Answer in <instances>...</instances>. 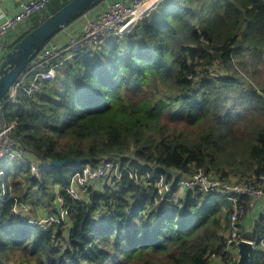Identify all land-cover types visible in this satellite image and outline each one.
I'll use <instances>...</instances> for the list:
<instances>
[{
	"label": "trees",
	"instance_id": "obj_1",
	"mask_svg": "<svg viewBox=\"0 0 264 264\" xmlns=\"http://www.w3.org/2000/svg\"><path fill=\"white\" fill-rule=\"evenodd\" d=\"M69 1L52 0L7 50ZM0 115L17 124L31 160L83 159L40 177L26 162L0 163V264L19 256L30 264H216L212 254L228 263L225 196L189 189L160 200L136 169L165 173L174 185L199 170L240 171L237 180L264 173V0H162L132 31L76 56L42 90L21 91ZM111 156L128 164L115 185L89 186L83 200L69 192L72 166ZM29 198L38 208L61 199L55 220L42 225L15 211ZM249 233L264 234V214ZM260 249L250 264H264Z\"/></svg>",
	"mask_w": 264,
	"mask_h": 264
},
{
	"label": "built area",
	"instance_id": "obj_2",
	"mask_svg": "<svg viewBox=\"0 0 264 264\" xmlns=\"http://www.w3.org/2000/svg\"><path fill=\"white\" fill-rule=\"evenodd\" d=\"M51 1H22L21 9L5 22L0 23V57L8 51L7 39L11 37L12 41H14L15 32L26 30L29 27L30 19L36 15L41 16ZM161 1L102 0L101 3L99 2L95 6L98 9L95 14H89L91 10L89 9L88 12L82 15L85 17V21L80 30H69L68 26H65L62 29L66 31L65 38L61 42L51 39L42 45L13 84L5 104L9 102L15 103L21 91L33 94L42 90L44 84L55 80L60 70L66 64L72 62L76 56L97 50L109 38L132 31ZM24 25L25 27L22 28ZM16 126L15 122H8L0 115V163L9 160L26 162L31 166L33 173L40 177L41 169H49L52 165L50 162L39 164L30 159L29 151L23 148L14 137ZM125 170H128V164H123L122 160L113 156L103 159L101 165L97 167L90 165L72 166L73 179L68 190L76 198L87 199L80 197V191L87 193L89 186L96 188L103 186L104 188L106 185H115L112 180L115 177L120 179ZM136 172H142L147 175L151 185L153 184L157 190L160 200H166L168 199L167 196H172L177 186L178 189L183 188L186 191L199 189L225 196L226 207L231 205L233 212L229 223L230 234L226 238L225 251L229 260L228 263H224L234 264L238 261L237 243L240 241L238 225L245 216L255 210L258 203L264 201V173L250 180L233 181L234 178L214 177L204 170H199L192 175H183L181 177L177 175V178L174 177L175 182H177L174 185L165 176V173L151 175L148 170H143L142 168H137ZM135 179L136 181L139 180L138 177H135ZM79 181L81 182L80 185L78 184ZM1 196L4 199L5 192ZM16 208L15 211H17ZM261 214H264V209ZM252 242L256 245L261 243L262 248H264V234L259 235Z\"/></svg>",
	"mask_w": 264,
	"mask_h": 264
},
{
	"label": "water",
	"instance_id": "obj_3",
	"mask_svg": "<svg viewBox=\"0 0 264 264\" xmlns=\"http://www.w3.org/2000/svg\"><path fill=\"white\" fill-rule=\"evenodd\" d=\"M102 0H70L62 8L47 17L40 25L27 33L15 46L0 57V106L5 104L13 84L24 71L32 56L48 40L60 32L67 24ZM143 31V27H140ZM82 158L67 157L52 160L55 167H65L71 163L81 164ZM239 259L236 264H250L256 244L249 240L237 243Z\"/></svg>",
	"mask_w": 264,
	"mask_h": 264
},
{
	"label": "rangeland",
	"instance_id": "obj_4",
	"mask_svg": "<svg viewBox=\"0 0 264 264\" xmlns=\"http://www.w3.org/2000/svg\"><path fill=\"white\" fill-rule=\"evenodd\" d=\"M20 34H22V32H20ZM20 34L18 36H20ZM248 60H249L248 62L250 64L251 63V60L249 58H248ZM219 74L227 75L226 72H218L216 70H213L212 71V75L213 76H216L217 77ZM232 104H233V102L230 101L229 102V106H231ZM248 116H251V113H248ZM8 162H9L8 164H11L12 165V163L15 162V161L14 160H9ZM20 162L21 161H18V163H20ZM238 173H240V171H232V172L229 173L230 175L228 177L234 178L233 181H236L237 178H235L234 175H239ZM243 178L244 179H248V177H246V175H243ZM0 183H1V186H3V188H4L3 191L0 192V200H2L3 199V196H1V194L3 192H5V195H6V187L7 186H6V183H5V181H4L3 178L0 179ZM80 183L81 182L79 181L78 184L80 185ZM23 187L25 188V185H23ZM11 188H12V186H11ZM77 189H78V187H77ZM99 189H100V191L104 190L103 186H101ZM33 192H34V195L37 193L36 190H33ZM185 193H186V190L185 189L179 188L172 195V197L170 198V201H178V200H180L181 198H183V196H184ZM19 194H20V190H19L18 194L17 193L14 194L12 192V194L10 196H13L15 198H19ZM56 194H57V192H56ZM56 196H58V194ZM80 197L87 198V193L85 191H80ZM55 200L57 202L59 199H55L54 198L53 204H46L45 203L46 206H43L41 208H38V205L35 203V201L33 199L29 198L26 203H24V202L23 203H19L21 205L20 206L18 205L16 209H17V212H20L21 214L26 215L27 218H29V219L32 218L33 219V222L40 223L42 225L47 224V223L50 224L51 222H53L55 220L53 218V216L51 215V211L53 210V207H54V204H55ZM222 222H223L224 225H226V223H227L225 218H223V221ZM239 223H241V221ZM242 226H239V232H240V227H241V230H242ZM243 232H245V231H243ZM223 234H224V236L226 238H228L229 237V234H230V227L226 228L225 231L223 232ZM239 234H240V240L242 239V240L253 241L256 238V237H253V234L252 233H249V232H248V234L247 233L241 234V232ZM256 246H258V245H256ZM238 254H239V250H238ZM209 257H210L209 259L212 260V262H215L216 264L223 263V262H221L223 260V258L221 259V258L217 257L215 254H212ZM31 262H33V261H31ZM9 264H30V262H29V259L28 258H25L24 256H19V257L16 258V260H10L9 261Z\"/></svg>",
	"mask_w": 264,
	"mask_h": 264
},
{
	"label": "crops",
	"instance_id": "obj_5",
	"mask_svg": "<svg viewBox=\"0 0 264 264\" xmlns=\"http://www.w3.org/2000/svg\"><path fill=\"white\" fill-rule=\"evenodd\" d=\"M22 1H26V0H0V23L5 22L9 17L15 15L21 9V2ZM50 4H51V2L49 3V5ZM49 5L47 6L46 10H49V8H50ZM93 9L90 10L89 14H95L96 11L98 10L95 7ZM44 14H45V12H44ZM42 15H43V13H42ZM84 21H85V17L81 16L76 21H74L73 23L68 25L67 28L69 30L73 29L75 31L80 30ZM24 27H25V25L22 28H24ZM20 32L21 31L15 32L16 34L14 36V39L18 37ZM65 32L66 31L62 30L61 32L56 34L52 39L57 40V41L59 40L61 42L65 38ZM11 40H12L11 37H9L7 39L8 44H11V42H12ZM4 174H5L4 171L0 172V179H2V175H4ZM263 209H264V201L258 203L255 210H253L250 213V215L245 216L241 220V226L243 225L242 228L248 232H251L253 227H254L255 222L260 218ZM259 248L263 249L261 245H259Z\"/></svg>",
	"mask_w": 264,
	"mask_h": 264
}]
</instances>
